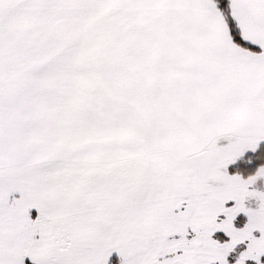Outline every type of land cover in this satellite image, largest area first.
I'll return each instance as SVG.
<instances>
[{
	"label": "snow or ice",
	"instance_id": "obj_1",
	"mask_svg": "<svg viewBox=\"0 0 264 264\" xmlns=\"http://www.w3.org/2000/svg\"><path fill=\"white\" fill-rule=\"evenodd\" d=\"M0 264H264V0H0Z\"/></svg>",
	"mask_w": 264,
	"mask_h": 264
}]
</instances>
